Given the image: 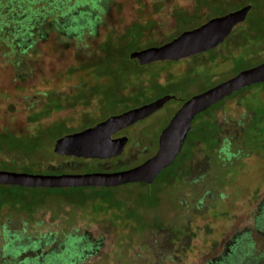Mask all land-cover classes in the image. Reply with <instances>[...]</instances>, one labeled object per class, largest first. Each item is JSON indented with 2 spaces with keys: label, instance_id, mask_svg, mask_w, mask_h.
<instances>
[{
  "label": "rangeland",
  "instance_id": "rangeland-1",
  "mask_svg": "<svg viewBox=\"0 0 264 264\" xmlns=\"http://www.w3.org/2000/svg\"><path fill=\"white\" fill-rule=\"evenodd\" d=\"M207 1L0 0V132L25 134L64 122L70 129L53 135L61 138L116 110L172 97L124 131L130 142L118 158L59 156L32 165L0 155V170L113 173L152 157L186 101L264 62V0H218L213 9ZM246 5L256 6L248 22L212 52L167 70V62L129 59L132 50ZM182 18L188 20L179 27ZM246 95L209 108L220 129L215 148L216 128L204 127L201 113L173 167L154 185L105 194L112 210L95 213L103 203L90 199L75 205L94 189H28V199L7 200L0 206V264H264V89L249 100L250 110L238 103ZM49 103L66 107L30 119ZM253 117L262 123L248 128ZM236 161L230 177H222L218 166ZM54 253L66 260L55 262Z\"/></svg>",
  "mask_w": 264,
  "mask_h": 264
},
{
  "label": "water",
  "instance_id": "water-1",
  "mask_svg": "<svg viewBox=\"0 0 264 264\" xmlns=\"http://www.w3.org/2000/svg\"><path fill=\"white\" fill-rule=\"evenodd\" d=\"M253 6L248 5L223 16L214 17L193 30L185 31L172 41L156 47L136 50L130 55L133 63L151 64L181 61L216 49L234 30L244 24ZM264 83V62L211 87L186 101L174 114L159 137L157 152L140 165L121 172L43 175L0 170V185L26 189H70L85 187L119 188L133 184H153L181 154L197 115L217 103L255 84ZM172 97L165 96L112 115L83 131L66 135L55 142L57 156L109 160L120 157L128 143L127 137L115 138L161 109Z\"/></svg>",
  "mask_w": 264,
  "mask_h": 264
},
{
  "label": "trees",
  "instance_id": "trees-1",
  "mask_svg": "<svg viewBox=\"0 0 264 264\" xmlns=\"http://www.w3.org/2000/svg\"><path fill=\"white\" fill-rule=\"evenodd\" d=\"M247 4H249V3H247ZM206 5H207V7L213 9V7L215 8V5H219V1L218 0H208L207 3H206ZM246 6H248V5H246ZM252 6H253V8H252L251 12L255 11L254 10V6L255 5H252ZM241 8H244V7L231 9L230 11L226 12L224 15H226L228 13H231V12H234V11H237V10H239ZM255 8H256V6H255ZM251 12H250V14H251ZM250 14H249V16H251ZM184 20L187 21L188 19L187 18L180 19L179 27L183 24ZM208 21H209V19H208ZM246 22H248V19H247ZM202 24H204V23H201L199 25H195L194 27H189L187 29H184L183 31H181L180 33H178L176 36H174L172 38H169L165 43H168V42L172 41L173 39H175L176 37H178L179 35H181L183 32L188 31V30H193L194 28L199 27ZM145 30L146 29H144V31ZM141 37H142V35L138 38V43H140V45H141V42H140V38ZM247 38H249V37H247ZM151 45H148V46H151ZM148 46H145V47H148ZM142 48L143 47H139L136 50H140ZM136 50H132V51H136ZM132 51H130L128 53V56H129V54ZM209 52H212V51L210 50ZM129 59H130V56H129ZM165 62H167L168 64H170L165 69V70H167V69H171L172 68V65L177 64L180 61H165ZM263 89H264V83L255 84L254 86H251V87H249L247 89H244V90H242V91H240V92L232 95L231 97L226 98L225 100L221 101V106L222 105H225L226 101H228V100H232V99L234 100L236 97H239V96H242L244 94H247L245 97H241L240 98V101H238V103H239V106L240 107H246L247 109L250 110L251 105L249 103V100L251 98H254L255 95H257V94L260 95L263 92ZM50 103H51V101H50ZM50 103L47 104L44 108L40 109L38 112H34L31 115V118L30 119L32 121H37V120L40 121L43 118H45L48 115H50V113L53 112L54 109H60V108H65L66 107V106L65 107H60L58 105L57 106L56 105H53L52 106V105H50ZM79 103H81V102H79ZM75 105H73V106H75ZM141 105H138V106H141ZM135 108H137V107H135ZM131 109H133V108H130V110ZM122 112H126V110H120V111L119 110H116L112 114H115V113L116 114L117 113L118 114L119 113L121 114ZM210 113H211L210 112V109L202 112V114H204V116H203L204 119H203V122H201V123L204 124L203 125L204 127L210 125V126L213 127V129H214V127L216 128V130H215L216 131V135H215V138H214V145L212 147V148H215L217 146V140H218V136H219L220 129H219V126L217 127V124L214 122V117ZM110 115L104 116L102 118H95V120H94L93 123L97 124V121L98 120H101L103 118L107 119L108 117H110ZM91 121H93V120L90 119L88 122H91ZM63 123L64 122H59V123H55V124L50 125V126H47V127H39L38 129H36V131L29 132V133H25V134H16V133H12V132H9V131L0 132V155L2 156V158H3L4 161H11V162H14V163H16V162H28V163H30L32 165L33 164L34 165H38L39 163H42L44 161H47V160H49L51 158H58L59 156H57L54 153V151H51V145L53 144V142H56L60 138V137L59 138H54L55 136H53V135H55L60 130L59 128H64V126H65L68 129H70V127H68L65 123L64 124ZM261 123H262L261 122V118H259V117H253V119H252L250 125L248 126V128L251 125L258 126ZM59 124H61V125H59ZM88 127H92V126H88ZM84 128L85 127H83L80 131H83ZM86 128H87V126H86ZM206 129L207 128H204L203 131H205ZM247 129H246V133L241 137V139H245V138L249 137L250 134H251V132L255 128L251 127L250 129H248V130ZM80 131H78V132H80ZM194 131H195V129H194ZM71 133H76V132H74L72 130ZM61 138H62V136H61ZM237 145L238 144H236V146ZM235 157H236V155H235ZM69 159H73V158H69ZM74 159H78V158H74ZM174 163L169 168L165 169L161 174H165V172L169 171V169H171V167H173ZM235 164L233 166L231 165V167H228V168L218 166L220 168V170H221V174L220 175L222 177L223 176H225V177L226 176H229L230 177L231 170L233 169V167L239 166L240 165V162H237ZM141 185H143V186L146 187V186H149V185L151 186L152 184L141 183V184H133L131 186H141ZM70 189H76V188H70ZM77 189L78 190L94 189L95 191H93V190L91 192L89 191V194H86L85 196L83 195L81 198L75 200V205L76 204H79L80 203L79 201H84V200L86 201L87 199L88 200L90 199L93 203L94 202H101V203H103V207H100L99 206L98 209L93 210V212H95V213L99 212L100 214H102L106 210H112V209H114L113 205L106 204V203L109 202L108 200L110 198H108L107 196H105V194L106 195L111 194V193H113V190H116L117 188H104V187H90L89 188V187H85V188H77ZM26 190H28V189H26V188L24 189L22 187H13V186H3V185H0V206L3 207V205L9 199H13V200H15V199L21 200V199H24V198L25 199H28L27 196H26L27 194L24 195L25 192H26ZM29 190H36V189H29ZM49 190H55V189H49ZM16 191H19V192L22 191V192L16 194L15 193ZM138 195L140 196V195H142V193H139ZM85 197H87V198L85 199ZM118 208H120V207H118ZM73 245H75V242L74 241L70 242L69 247L70 246H73ZM68 249H66V252L69 251ZM54 254H56L54 256V261L55 262H61V261H65L66 260L65 259L66 256H64V254H57V253H54Z\"/></svg>",
  "mask_w": 264,
  "mask_h": 264
},
{
  "label": "flooded vegetation",
  "instance_id": "flooded-vegetation-1",
  "mask_svg": "<svg viewBox=\"0 0 264 264\" xmlns=\"http://www.w3.org/2000/svg\"><path fill=\"white\" fill-rule=\"evenodd\" d=\"M188 31H189V30H188ZM164 44H166V43H161V44H160V43H157V44H155V45H151V46H148V47H145V46H144L142 49L149 48V47L161 46V45H164ZM142 49H140V50H142ZM198 55H199V54H198ZM193 57H195V56H193ZM188 59H190V58H188ZM188 59H185V60H188ZM185 60H181V61H185ZM181 61H180V62H181ZM171 99H172V98H171ZM154 101H155V100H154ZM169 101H170V100H169ZM169 101H168V102H169ZM152 102H153V101H152ZM168 102H167V103H168ZM167 103H166V104H167ZM166 104H165V105H166ZM165 105H164V106H165ZM164 106H163V107H164ZM135 125H136V124H135ZM133 127H134V125H133L132 127H130V128H133ZM125 130H129V128H128V129H125ZM125 130L121 131L120 133H118V134L115 135L114 137H115V138L127 137V136L124 135V131H125ZM127 138H128V143H127V145H128L129 142H130V138H129V137H127ZM127 145H126V146H127ZM117 158H118V157H117ZM81 160H82V159H81Z\"/></svg>",
  "mask_w": 264,
  "mask_h": 264
}]
</instances>
